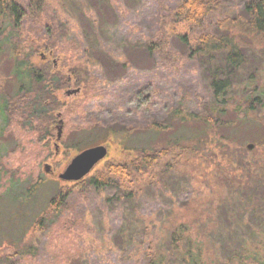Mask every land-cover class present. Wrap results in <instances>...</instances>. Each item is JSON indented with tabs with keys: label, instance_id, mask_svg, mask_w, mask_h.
I'll return each mask as SVG.
<instances>
[{
	"label": "rangeland",
	"instance_id": "374dc122",
	"mask_svg": "<svg viewBox=\"0 0 264 264\" xmlns=\"http://www.w3.org/2000/svg\"><path fill=\"white\" fill-rule=\"evenodd\" d=\"M19 1L29 14L16 24L0 12V105L4 96L16 98L14 49L48 38L59 45L38 51L34 61L67 75L85 68L90 83L76 94L66 93L74 83L57 91L67 104L54 120L56 135L62 121L63 136L50 148L21 128L16 112L8 127L0 115V264H146L154 247L167 252L166 264H181L185 240L175 250L171 237L183 224L196 239L194 260L239 264L248 256L252 264L253 248L264 239V39L219 26L247 19L245 0H216L205 23L215 36L234 39L243 59L234 69L228 48L212 57L193 52L196 35L167 17L180 0ZM163 34H170L166 49L175 55L149 50ZM215 79L230 82L224 95L216 94ZM207 110L218 123H205ZM101 144L109 156L85 177L87 194L72 189L62 219L39 226L58 188L78 184L58 175L80 151ZM165 149L142 177L124 178L133 196L89 183L110 163ZM41 175L47 181L34 190Z\"/></svg>",
	"mask_w": 264,
	"mask_h": 264
},
{
	"label": "trees",
	"instance_id": "16d2710c",
	"mask_svg": "<svg viewBox=\"0 0 264 264\" xmlns=\"http://www.w3.org/2000/svg\"><path fill=\"white\" fill-rule=\"evenodd\" d=\"M46 0H32L37 4H42ZM32 5V9L36 10L37 5ZM218 3L216 0H180L178 6L174 9H167V17L170 18L173 25L178 23L187 24L193 34L196 35V47L193 48V52L200 50L201 52L213 56L212 53L215 51H221L224 48H228V52L225 55L228 59V68L234 69L241 67L243 63L242 54L238 48L234 45V39L228 38L227 36H215L211 30L205 29V23L209 19L210 14L217 8ZM245 13L247 14V19H242L237 17L234 19H223L220 20L219 26L223 29L229 28L232 30H238L242 35L246 34L252 36L253 38L264 39V0H245L244 5ZM29 8L24 7L19 0H0V12L2 15L8 14L14 18V24L17 21H21L26 18L29 14ZM37 19L39 17L36 16ZM41 20V19H40ZM196 31H199L198 33ZM164 35V36H163ZM158 40L149 41L150 44L148 48L154 53V51H159L160 53H165L166 56H173L175 53L166 49L169 45L168 35L163 34ZM188 35H183L182 39L184 41L189 40ZM189 43V42H188ZM59 45L58 40L51 42L47 40L44 44L41 42L37 45H31L28 50H15V73L14 77L18 81L16 98L7 99L3 97V104L0 105V115L4 120L5 126H9L10 121L13 117H10V112H16L18 114V120L21 128H26L34 132L36 140L38 143L43 144L44 147L50 148V144L55 141L57 135L55 134L54 120L56 118V112L66 106L65 103L59 101L56 93L62 88L69 87L73 83L77 88L83 89V86H87L90 83L88 75H85V68L82 69L81 73L74 71L72 75L63 74L60 71H53V67L47 65V62L41 64L34 61V56L38 51L46 48L52 50ZM234 57H238L240 60L237 61ZM214 87L216 94L224 95L223 93L226 89L231 87L228 80H214ZM247 96L253 97L251 93H247ZM17 105H10L13 100ZM249 99V98H248ZM10 102V103H9ZM13 104V103H12ZM10 109V111H9ZM208 114L204 116V121L207 125H213L217 122L214 111L207 110ZM14 116V113H13ZM90 126V127H89ZM88 127L92 129L94 126L89 125ZM88 127H82L89 129ZM108 132V131H107ZM107 132L105 136L107 137ZM78 145L74 146L76 148ZM167 149L162 150L160 153H146L144 151H139L136 159L125 162V163H110L108 165V171H103L96 176H91L89 181L90 185L97 190H101L105 187L117 186L127 191L128 196H133L136 191L126 184L127 180L125 177H130L131 179L137 177H142L145 172L150 167L157 165V161L164 155H167ZM8 154V153H7ZM4 169V168H3ZM9 173V170H6ZM12 175L10 178L16 180L14 174L15 171H11ZM86 179L84 178L78 184H75L73 188H58V192L50 199L51 210L47 213L45 217L39 220V226L43 223L48 222V228L56 224L60 219H62V213L70 209V195L72 189L78 187L79 192L82 194H87L88 186L86 185ZM37 186L40 187L46 183V179L38 177ZM130 182V181H129ZM152 182V181H150ZM126 184V185H125ZM116 187V188H117ZM32 195V194H30ZM188 224H183L176 227L173 230L171 237V242L173 249H179L182 244L186 243V250L181 254V264H205L197 259H193L192 252H195L194 247L196 246V239L186 235L188 233ZM185 240V243L183 241ZM261 243L262 247H254L253 254L251 255L252 264L257 262V264H264V252L261 250L264 248V239L257 242ZM155 248V247H154ZM149 253V260L146 264H166L168 254L167 252H158L154 249ZM261 248V249H260ZM200 251V250H199ZM35 252V249L34 251ZM247 258V259H246ZM244 258L243 261H238L239 264H249L248 256Z\"/></svg>",
	"mask_w": 264,
	"mask_h": 264
},
{
	"label": "water",
	"instance_id": "95a60500",
	"mask_svg": "<svg viewBox=\"0 0 264 264\" xmlns=\"http://www.w3.org/2000/svg\"><path fill=\"white\" fill-rule=\"evenodd\" d=\"M76 91H80V89H76ZM71 92H68L70 94ZM62 116V114L60 115ZM58 125V132H57V140H61L63 134V125L62 121H60ZM57 148H59L58 143L56 142ZM254 147L253 144H249L248 148L252 149ZM109 146L108 145H97L92 146L90 148L84 149L80 151L68 165L65 167L66 169L58 175V178L64 182H80L83 180L91 171L98 165L102 160L107 158L109 155ZM49 167V165H46ZM48 169V168H47Z\"/></svg>",
	"mask_w": 264,
	"mask_h": 264
},
{
	"label": "flooded vegetation",
	"instance_id": "af4514ba",
	"mask_svg": "<svg viewBox=\"0 0 264 264\" xmlns=\"http://www.w3.org/2000/svg\"><path fill=\"white\" fill-rule=\"evenodd\" d=\"M52 54H53V52L51 51V52H49V56H47L46 54L45 55H43V57H44V59H48V57H50V56H52ZM76 89H80V88H77L76 87ZM76 89H72V90H68V91H66V93L68 94V92H71L70 94H76V92H78V91H76ZM81 90V89H80ZM61 114H59V116H60Z\"/></svg>",
	"mask_w": 264,
	"mask_h": 264
}]
</instances>
